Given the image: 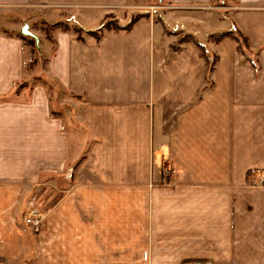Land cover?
<instances>
[{"label":"crops","instance_id":"crops-1","mask_svg":"<svg viewBox=\"0 0 264 264\" xmlns=\"http://www.w3.org/2000/svg\"><path fill=\"white\" fill-rule=\"evenodd\" d=\"M160 2L0 0L3 16L150 12L100 41L58 30L35 74L17 24L0 32V264H264V0ZM236 28L258 72L210 40ZM43 75L52 91L17 92Z\"/></svg>","mask_w":264,"mask_h":264},{"label":"trees","instance_id":"trees-1","mask_svg":"<svg viewBox=\"0 0 264 264\" xmlns=\"http://www.w3.org/2000/svg\"><path fill=\"white\" fill-rule=\"evenodd\" d=\"M152 2V1H151ZM159 3V2H158ZM157 5V4H156ZM142 19H150V12L149 11H129L126 12L125 18L121 19L115 14H109L107 15L102 23L101 26L97 29H87L80 23L76 22L72 27L70 25V22L66 21H55L49 24H52L53 28H56L57 30H61L65 33H73L76 35V38L80 41L84 40V35H88L91 37H94L96 41H100L102 37L105 35L106 32L110 31H128L130 30L135 24H137ZM47 24V23H46ZM48 26V25H47ZM51 26V27H52ZM48 29V34H46V39L50 40L51 37L49 36L50 28L46 27ZM22 39L26 41V45L32 46L33 43H31V40L33 41V38L24 36L21 34ZM226 39H230L236 43L238 52L244 56L245 60L249 62L255 69L256 72H258V59L255 57V53L251 50V46L249 44L248 39L244 36V34L238 30L237 28L231 31L223 32L218 35H212L210 36V40H212L215 43H219L221 41H224ZM36 44V42H34ZM37 46V45H36ZM38 48V47H37ZM39 52L40 49L38 48ZM201 54L205 58L208 66H209V72L212 73L215 69V66L217 64V56H213L209 53V50L205 46H200ZM41 54V52H40ZM40 66H45V61L41 59L40 56L34 57V53L32 51V55L28 63L26 64V70L32 71V74L36 73V70ZM36 85V84H43L48 89H51V83L45 81V77L43 76H35L31 79V81L17 83L16 89L17 92L21 89L25 88L27 85ZM53 87V86H52Z\"/></svg>","mask_w":264,"mask_h":264},{"label":"rangeland","instance_id":"rangeland-1","mask_svg":"<svg viewBox=\"0 0 264 264\" xmlns=\"http://www.w3.org/2000/svg\"><path fill=\"white\" fill-rule=\"evenodd\" d=\"M158 2L164 3V2H160V0H150L151 6H159L160 4ZM137 11H140V10H137ZM158 11L159 13L158 15H156V17L158 19H161V15H164L163 14L164 12L160 13V11H163V10H158ZM103 13L104 12H99V13L94 12L93 14H90L92 16L87 17V15H85L83 12H78L74 9H56V8L21 9V10H16L15 12L11 14L7 13L4 16L2 12H0V22H1L0 32H2V30L4 29H9L10 24L16 23L17 24V26L15 27L16 29L15 30L14 28L11 29L12 33L22 38L21 34H22L23 26L29 25L30 30L32 31V33L36 35V37L39 40L41 54L36 44L34 43L36 42L35 39H33V41L31 40V43H33L32 46H30L31 50L34 53V57L38 58V56H40L43 59L44 55L47 57L50 54V51L52 50L51 49L52 42H48L49 40L46 39V34H48V29L46 27L50 28V32H49V36L51 37L50 40H53V34H56V32H58V30L56 28H53L52 24H49V23H52L55 21H66L67 20V22H70V25L74 27L73 25L76 22L80 21L78 23H81L87 29H97L98 27L101 26V23L103 21L102 19L103 17H101L100 15ZM124 13H125L124 11H119L118 13H115V14H118L120 17H123ZM84 36L87 39H90L88 38L87 35H84ZM43 77H45V81L48 82V78H49L48 75L46 76L43 75ZM53 85L54 84L51 83V89H50L51 91H52Z\"/></svg>","mask_w":264,"mask_h":264},{"label":"built area","instance_id":"built-area-1","mask_svg":"<svg viewBox=\"0 0 264 264\" xmlns=\"http://www.w3.org/2000/svg\"><path fill=\"white\" fill-rule=\"evenodd\" d=\"M253 176L256 180L253 181V185L258 187H264V170L261 169H253L250 171V177ZM45 220V214L37 209L33 208L28 211L24 218L25 224L34 232L38 233L41 231ZM190 264H209L202 262H193Z\"/></svg>","mask_w":264,"mask_h":264},{"label":"water","instance_id":"water-1","mask_svg":"<svg viewBox=\"0 0 264 264\" xmlns=\"http://www.w3.org/2000/svg\"><path fill=\"white\" fill-rule=\"evenodd\" d=\"M22 34H23L24 36L31 37V38L35 39V41H36V45H37V47L40 49L39 40H38V38L36 37V35H35L34 33H32V31L30 30V26H29V25H24V26H23Z\"/></svg>","mask_w":264,"mask_h":264}]
</instances>
